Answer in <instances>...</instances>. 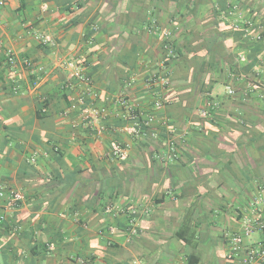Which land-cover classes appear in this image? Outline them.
<instances>
[{
	"label": "crops",
	"instance_id": "crops-1",
	"mask_svg": "<svg viewBox=\"0 0 264 264\" xmlns=\"http://www.w3.org/2000/svg\"><path fill=\"white\" fill-rule=\"evenodd\" d=\"M229 5L264 31V0L0 6V264H238L224 236L264 194V65L222 20ZM72 69L107 111L100 134L67 112ZM120 98L154 124L130 134Z\"/></svg>",
	"mask_w": 264,
	"mask_h": 264
},
{
	"label": "built area",
	"instance_id": "built-area-1",
	"mask_svg": "<svg viewBox=\"0 0 264 264\" xmlns=\"http://www.w3.org/2000/svg\"><path fill=\"white\" fill-rule=\"evenodd\" d=\"M6 0H0V6ZM222 20L229 22V27L233 31L241 33L246 42L250 44H260L262 50L259 53L260 65H264V31L252 19H244L238 7L229 5L225 11L220 14ZM167 47V46H166ZM167 55L172 54V50L166 48ZM5 57L8 63H14V55L11 50H7ZM244 60V57L240 58ZM22 64L30 67L29 60H23ZM68 85L72 87V82L76 84L78 92L71 99L67 112L75 111L83 119L88 120L92 131L96 134L102 133L104 126L99 124V120L106 117V109L94 108L93 101L97 97L92 89V82L89 77L82 74L78 69H72L70 72ZM165 84V83H163ZM228 94L232 90L226 88ZM117 103L121 107V114L118 116L124 121H128L131 127L128 128L130 134H141L144 129L151 127L154 124V117L145 115L141 111L136 110L132 105L124 99H118ZM156 107L159 105L156 103ZM110 154L113 157L124 159L126 157V146L120 147L116 142L111 143ZM34 161L33 158L30 159ZM3 197V192L0 191V198ZM22 197L18 192L11 191L4 205L5 210H13L17 207ZM118 212L127 215V223L125 226L126 241L130 242L138 234L136 224L137 210L130 207L127 210L117 209ZM107 212L111 213L112 208H108ZM5 222V216L0 215V224ZM224 244L226 246V260L236 262L238 264H264V194L258 195L251 203L248 213L241 216L239 230L234 234H226L224 236ZM127 264H141L138 260H132Z\"/></svg>",
	"mask_w": 264,
	"mask_h": 264
},
{
	"label": "trees",
	"instance_id": "trees-1",
	"mask_svg": "<svg viewBox=\"0 0 264 264\" xmlns=\"http://www.w3.org/2000/svg\"><path fill=\"white\" fill-rule=\"evenodd\" d=\"M240 33V32H239ZM246 41V40H245ZM246 44L248 43V42H245ZM248 44H250V43H248ZM250 46H253V49H251V54H252V52H254V51H256V52H258V53H260V51L262 50V46L260 45V44H250ZM251 54H250V56H251ZM254 60V59H253ZM254 62V61H253ZM184 229L185 230H187V228H185V226H184ZM185 230H183V231H185ZM182 231L180 230V233H181ZM181 235V234H180ZM197 259V258H196ZM196 262H194V264H195ZM191 264H193V262L191 263Z\"/></svg>",
	"mask_w": 264,
	"mask_h": 264
}]
</instances>
